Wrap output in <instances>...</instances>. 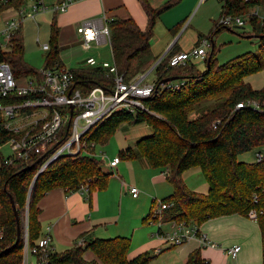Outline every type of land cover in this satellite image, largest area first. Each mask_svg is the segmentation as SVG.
I'll return each mask as SVG.
<instances>
[{
    "label": "trees",
    "instance_id": "16d2710c",
    "mask_svg": "<svg viewBox=\"0 0 264 264\" xmlns=\"http://www.w3.org/2000/svg\"><path fill=\"white\" fill-rule=\"evenodd\" d=\"M147 17L145 30L141 31L133 19H111L108 23L113 61L117 72L127 83L148 70L157 61L152 60L150 39L160 14L179 0L168 3L161 10L151 8L150 0H138ZM221 16H249L251 9L259 7L262 0H219ZM55 12L50 22V46L44 67L62 65L58 46L59 30ZM253 35H258V53L243 54L219 65L215 58L216 48L204 59L205 71L197 72L192 64L184 67L166 68L171 49L155 67L157 84L176 77L183 82L176 90L165 89L142 101L146 111L135 114L120 111L108 117L104 123L93 127L81 141L104 146L121 124L147 125L152 134L135 144L134 152L126 149L118 160H130L140 156L153 169L167 170V182L172 194L161 200L170 205L162 214V223H193L201 226L208 220L240 215L248 217L256 213L255 222L261 238L262 264H264V159L252 164L237 161V157L253 149H264V87L255 90L245 82L250 75L264 69V23L249 16ZM258 23H260L258 27ZM258 27V28H257ZM228 29V28H226ZM221 28H216L213 35ZM19 29L12 37V52L1 59L10 63L14 78L38 76V70L24 62V47ZM212 42V39H211ZM83 67V66H80ZM75 87L87 93L95 86H109L110 79L102 68H77L72 70ZM29 97L9 95L0 100L2 104L22 103ZM254 101L258 109L235 107L238 103ZM220 120L217 129L212 124ZM65 134H60L62 141ZM20 138L2 128L0 124V148L10 139ZM59 140V141H60ZM56 144L49 148L53 149ZM48 150V151H49ZM48 152H31L26 160L17 159L4 165L0 153V224L6 227L0 240V264H22L23 242L16 241V221L11 200L18 213L26 206L31 183L41 168ZM101 160L83 152L64 155L51 162L37 177L28 204V245L33 247L41 238L38 222L39 200L48 192L64 189L67 193L87 189L88 200L94 191L106 189L112 174L103 172ZM198 168L208 185L205 194L188 190L182 182V174ZM166 217V218H165ZM149 215L144 218L146 222ZM130 239H95L83 246L74 244L62 253H53L50 264L86 263L83 254L89 250L102 264H148L152 257L141 254L127 259ZM185 264H206L199 250L190 253Z\"/></svg>",
    "mask_w": 264,
    "mask_h": 264
},
{
    "label": "built area",
    "instance_id": "2783aa9c",
    "mask_svg": "<svg viewBox=\"0 0 264 264\" xmlns=\"http://www.w3.org/2000/svg\"><path fill=\"white\" fill-rule=\"evenodd\" d=\"M83 0H61L52 7L47 6L42 0H0V100L9 95L29 97L22 103H0V124L3 129L12 134L20 135V138L10 139L6 145L9 146L11 154L3 156L4 165H10L17 159L26 160L31 152H48L42 166H48L51 162L64 155H76L83 152L96 159H101L110 168L118 163V157L108 160L107 156L96 148L99 146L94 142H83L82 137L93 127L99 126L112 114L125 111L135 114L137 111H146L142 101L158 92L170 89L176 90L183 82L179 79L167 83H146L145 79L155 67L166 57L163 55L151 68L149 73L141 74L130 82H125L123 77L117 72L113 61L110 33L108 23L111 19L103 15L101 18H91L80 22L76 27V34L79 36L82 49L85 53L107 49L111 62L104 61L100 55L88 57L83 62L86 67L102 68L106 76L110 79L109 86H95L86 94L75 87V78L72 71L63 65L55 64L52 67H43L38 70V76L14 78L12 67L9 62L2 60L12 52L11 40L22 22L26 19H34L37 15L47 12L61 14L67 11L71 4ZM29 11V12H27ZM249 16L259 19L257 7L251 9ZM223 15L220 17L217 28H243L247 25L248 17ZM264 23V16L261 18ZM211 40L202 39L198 46L188 52H177L168 58L166 68L184 67L192 59L204 60L207 57L205 48L211 47ZM43 51H48V45H42ZM250 107L258 109L254 101L238 103L236 109ZM46 108V111H42ZM38 116L35 119L33 117ZM19 118L20 124H13ZM220 120L212 124L214 130L217 129ZM60 134H65L62 141ZM60 140V141H59ZM52 144L56 147L50 149ZM49 150V151H48ZM264 159V154H256V162ZM41 166V167H42ZM46 166V167H47ZM45 167V168H46ZM44 168V169H45ZM167 176V170L163 172ZM81 192L87 193L85 187H81ZM129 192L136 198L139 191L135 187H130ZM155 207L150 212L148 219L157 226L155 236L163 243L172 246H180L190 240H197L201 248L215 249L217 245L209 241L200 230V226L193 223L169 222L170 231L162 232L161 217L170 205L162 201H156ZM249 219L255 220L256 213L249 212ZM6 227L0 224V240H3ZM83 246V239L77 242ZM240 247L234 245L225 250V253L232 260H236ZM54 253L50 236L41 237L35 242L33 247L28 245L27 234L23 243L22 264H28V256L35 258L36 264H50V256Z\"/></svg>",
    "mask_w": 264,
    "mask_h": 264
},
{
    "label": "crops",
    "instance_id": "0c3cea01",
    "mask_svg": "<svg viewBox=\"0 0 264 264\" xmlns=\"http://www.w3.org/2000/svg\"><path fill=\"white\" fill-rule=\"evenodd\" d=\"M42 1L52 7L61 0ZM261 6L264 7L263 3ZM48 14L52 19L54 12ZM103 15L109 19L131 18L141 31L146 28L147 17L138 0H83L75 2L66 12L57 14L55 17L59 30V57L64 67L63 58H69L70 62L74 61L73 65L77 64L78 67L84 62L80 56L85 52L75 31L77 25L86 19L101 18ZM152 38L150 39L152 60L157 58L156 55L162 54L165 48L167 50L163 55H167L171 49L174 50V53L188 52L178 47L176 42L169 45L171 40L165 44L162 50L157 51L151 43ZM212 46H214L213 42L211 48ZM154 63L145 71L146 74L151 71ZM151 74L153 72L149 75ZM149 135L136 134L135 132L125 134L124 143L118 151V155L107 157L108 160L118 157L119 153L126 149L136 152V142ZM106 166L108 169L114 170L115 173H111L106 189L94 191L90 200L86 193L81 191L67 193L64 189L52 190L39 200L37 207L39 209L40 236H50L55 253H62L70 249L81 239L89 242L95 239L126 237L130 239L128 260L141 254H147L152 257L151 261L160 260L159 264H185L190 253L199 250L201 258L206 264H230L231 262L233 264H262L259 228L255 220L237 214L211 219L200 226L201 232L206 235L207 239L217 245L215 249L201 248L197 240H190L177 247L163 243L155 236L157 232L153 228L155 224L149 220L143 222L147 215L145 216L146 210L140 211L138 208L139 194L133 198L129 192L130 187L140 190L142 198L150 200L149 208L151 210L157 199L161 201L172 194V187L163 176V171L151 168L140 156L130 160L120 159L113 168H110L107 163ZM124 213L126 219H123ZM136 234H138L137 242L135 241ZM234 245L240 247L236 260H232L225 253L226 249ZM82 258L86 263L102 264L89 250L85 251Z\"/></svg>",
    "mask_w": 264,
    "mask_h": 264
},
{
    "label": "rangeland",
    "instance_id": "374dc122",
    "mask_svg": "<svg viewBox=\"0 0 264 264\" xmlns=\"http://www.w3.org/2000/svg\"><path fill=\"white\" fill-rule=\"evenodd\" d=\"M175 0H150V6L154 10H161L168 3H172ZM205 1V0H203ZM199 0H179L171 8L164 10L153 29V38L152 45L155 47V50H162L168 41L172 44L176 42L178 47L189 51L191 48L198 46L199 42L202 39H210L212 37V42L214 44L215 58L219 65L225 64L243 54L246 53H258V39L253 36V29L249 25V19L247 20V25L243 28H234L226 29L221 28L219 32L213 35L214 30H216L217 23L221 17V2L219 0H206L205 2ZM259 13V22L264 16V7L260 5L258 7ZM29 12V11H27ZM50 13V12H48ZM41 14L37 15L34 19H26L19 27V36L22 39L24 47V62L31 68L41 70L45 65L47 51L41 49L42 45L50 46V14ZM260 23H258L259 27ZM257 27V28H258ZM211 42V44H212ZM170 47V46H168ZM167 47V48H168ZM211 47L205 48L207 55L211 53ZM166 48L163 50L162 54L156 55V60L160 58L164 53H166ZM191 51V50H190ZM154 53V49L152 50ZM83 55V56H82ZM100 57L106 61L111 62L109 52L107 49H102L100 51H92L88 53L81 54L85 61L86 58L92 56ZM73 62H70L69 58H63V63L65 68L72 71L77 68H91L86 67L84 64H81L83 67H78L73 65ZM156 62V61H155ZM197 72L203 73L205 71V62L204 60H195L190 61ZM145 73V72H144ZM155 76L154 74L149 75L146 79V83L153 82ZM245 82L252 87V89L259 90L264 87V69L259 73L250 75L245 79ZM46 108H43L42 111H46ZM38 116L33 117L32 119L37 118ZM15 125L20 124L19 118H17L14 123ZM135 132L136 134H152L151 128L145 124L138 126H130L127 123L121 124L114 135L109 139V141L102 147L100 145L96 148L97 154L101 151L107 157H113L118 155L121 147L124 143L125 134H131ZM147 137V136H144ZM260 152L264 154V149H253L249 152L243 153L237 157V161L252 164L256 162V154ZM0 153L3 156H8L11 154L10 148L8 145H4L0 148ZM98 160H101L100 158ZM105 163H101L103 172L115 173L114 170L107 168ZM165 172V171H163ZM182 182L185 187L198 194H205L208 191V185L203 178L200 170L198 168H192L185 171L182 174ZM140 191V190H138ZM160 201V200H156ZM155 205V204H154ZM150 200L148 198H142V195L139 193L138 208L140 211H145V216L149 215L150 212ZM155 207V206H153ZM150 211V212H149ZM26 209L24 208L19 212V223L21 230L20 239L24 240L25 235L27 234L26 230ZM132 216V214H130ZM129 216V217H130ZM166 218V217H165ZM123 219H126L124 213ZM165 223V222H164ZM155 231L157 226L153 227ZM169 231L168 223L162 225V232L166 233ZM137 235H135V241L137 242ZM158 261H151L149 264H159ZM28 264H36L35 258L31 255L28 256ZM230 264H233L232 262Z\"/></svg>",
    "mask_w": 264,
    "mask_h": 264
},
{
    "label": "water",
    "instance_id": "95a60500",
    "mask_svg": "<svg viewBox=\"0 0 264 264\" xmlns=\"http://www.w3.org/2000/svg\"><path fill=\"white\" fill-rule=\"evenodd\" d=\"M251 37H255V38H258L259 36L258 35H253ZM156 63V62H155ZM178 78L176 77H170V78H167L165 80H163L162 82L163 83H167V82H171V81H175L177 80ZM47 166V165H46ZM46 166H42L38 172L36 173L32 183H31V186H30V189H29V192H28V195H27V202H26V206H25V209H26V217H28V204H29V198H30V195H31V191H32V188H33V185L37 179V177L39 176V174L44 170V168ZM11 206H12V209H13V212H14V216H15V221H16V226H17V231H16V241H15V244L18 243V241L20 240V237H21V230H20V223H19V213L18 211L16 210L15 208V205L13 204V201L11 200ZM26 230H27V225H28V219L26 220ZM23 243H24V240H23Z\"/></svg>",
    "mask_w": 264,
    "mask_h": 264
}]
</instances>
